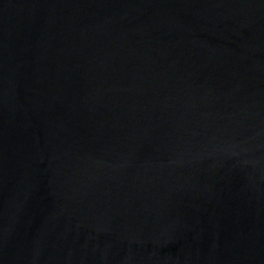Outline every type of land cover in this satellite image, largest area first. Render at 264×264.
<instances>
[{
    "label": "water",
    "instance_id": "1",
    "mask_svg": "<svg viewBox=\"0 0 264 264\" xmlns=\"http://www.w3.org/2000/svg\"><path fill=\"white\" fill-rule=\"evenodd\" d=\"M0 264H264V0H0Z\"/></svg>",
    "mask_w": 264,
    "mask_h": 264
}]
</instances>
